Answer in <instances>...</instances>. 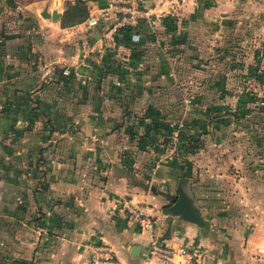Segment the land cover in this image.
Masks as SVG:
<instances>
[{"label":"crops","instance_id":"obj_1","mask_svg":"<svg viewBox=\"0 0 264 264\" xmlns=\"http://www.w3.org/2000/svg\"><path fill=\"white\" fill-rule=\"evenodd\" d=\"M141 2L161 16L151 18L138 42L128 31H108L87 49H69L63 13L57 21L40 19L38 12L50 8L36 12L32 2L22 19L19 6L0 0V264H89L85 244L95 237L121 264H142L152 239L194 246L200 264H264V179H187L183 190L202 215L199 224L162 213L180 180L168 165L157 164L146 178V154L134 151L139 171L124 162L126 121L142 114L148 89L164 86L153 61L156 28L167 12L188 11L189 38L198 34L211 47H223L237 21L234 34L251 49L244 53L252 64L242 59V70L260 72L264 0ZM76 3L88 16L104 7L103 0ZM227 183L231 190L215 187ZM123 198L147 208L152 235L121 215Z\"/></svg>","mask_w":264,"mask_h":264},{"label":"rangeland","instance_id":"obj_2","mask_svg":"<svg viewBox=\"0 0 264 264\" xmlns=\"http://www.w3.org/2000/svg\"><path fill=\"white\" fill-rule=\"evenodd\" d=\"M11 1L19 6L21 18L31 13L23 6L32 2L36 12L48 7L49 11L56 9L63 13L61 26L63 33L69 35L66 42L69 49H87L95 43L94 35L109 31L85 24L88 13L83 15L82 9H73L74 0ZM173 14L167 12L164 24L161 22L156 28L158 56L153 62L158 67L157 78L164 80V86L158 91L148 89L150 102L138 109L141 113L148 106L158 109L162 125L157 131L151 130L150 137L143 133V126L137 128L136 136L126 134L127 170L139 171V167L133 166L132 156L140 149L137 145L142 136L147 148L139 151L147 156L142 166L146 178H150L152 168L164 163V167L168 165L171 169L172 179H264V71L256 72L248 66L242 70V59L252 64L250 55L244 53V49L245 52L251 49L243 48L247 42L238 41L237 21L230 22L231 33L223 47H211L198 34V40L189 38L188 11L184 13L186 16ZM37 16L47 19L40 12ZM180 25H186L187 29L179 32ZM60 43L57 40L58 46ZM147 62L145 59L144 63ZM124 106L129 108L128 104ZM131 112L134 111L128 113ZM117 123L119 120L114 121V125ZM126 123L128 127L131 124ZM228 185L215 187L231 190Z\"/></svg>","mask_w":264,"mask_h":264},{"label":"built area","instance_id":"obj_3","mask_svg":"<svg viewBox=\"0 0 264 264\" xmlns=\"http://www.w3.org/2000/svg\"><path fill=\"white\" fill-rule=\"evenodd\" d=\"M103 2L101 15H89L85 24L106 28L112 33L131 29L132 42L140 40V28L151 24L153 16H161V12L145 7L141 0H103ZM64 73L68 71L65 70ZM119 212L127 220L137 222L142 229L152 235L155 224L144 205L123 198L120 201ZM85 247L88 250L89 264H121L112 247L99 238L88 240ZM142 264H200V260L197 249L192 245L172 247L152 239Z\"/></svg>","mask_w":264,"mask_h":264},{"label":"water","instance_id":"obj_4","mask_svg":"<svg viewBox=\"0 0 264 264\" xmlns=\"http://www.w3.org/2000/svg\"><path fill=\"white\" fill-rule=\"evenodd\" d=\"M40 15L43 18H50L53 21H57L61 17L62 13L58 12L56 9L49 11L47 8H44L40 11ZM186 182V178H181L178 181L177 195L173 199L172 203L165 205L162 208V213L178 216L184 220L202 224L203 218L200 211L193 205L183 190V185Z\"/></svg>","mask_w":264,"mask_h":264},{"label":"trees","instance_id":"obj_5","mask_svg":"<svg viewBox=\"0 0 264 264\" xmlns=\"http://www.w3.org/2000/svg\"><path fill=\"white\" fill-rule=\"evenodd\" d=\"M73 9H82V14L83 15H87V11L81 7L80 5H78L77 3L75 5H72ZM66 16V15H65ZM164 20H166L165 18L162 19V24H164ZM96 27V26H95ZM175 29V27L173 28ZM136 30V29H135ZM125 32L128 31H132L131 29H126L124 30ZM138 31V29H137ZM150 31V29H148L146 26H143L140 28V34L141 37L142 35H147V33ZM141 39V38H140ZM260 78V77H257ZM158 109L154 108L153 106H148L143 113L139 116V115H134V121L129 125H127L126 129L128 130V136L130 135L131 137L136 136V131L137 128H139L140 126L144 127V131L143 133L145 134L146 137H150L151 135V130H155L157 131L159 129V127H161V121L163 120L162 116L160 115L159 111H157ZM136 120V121H135ZM153 135V134H152ZM142 142L138 143V148H140L139 150H143L146 149L147 147L143 146L145 143L144 141V137H142Z\"/></svg>","mask_w":264,"mask_h":264}]
</instances>
